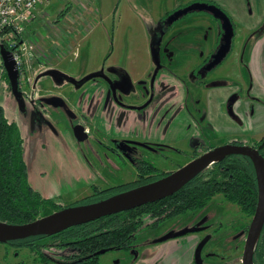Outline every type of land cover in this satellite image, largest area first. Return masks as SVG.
I'll return each instance as SVG.
<instances>
[{
	"label": "flooded vegetation",
	"instance_id": "af4514ba",
	"mask_svg": "<svg viewBox=\"0 0 264 264\" xmlns=\"http://www.w3.org/2000/svg\"><path fill=\"white\" fill-rule=\"evenodd\" d=\"M209 7H215L224 13L233 28L230 51L218 65L213 67L210 66L213 62V56L220 50V47L222 45L225 46V44L223 43V26L220 20L215 18L213 11L210 10ZM212 23L217 26L214 40L211 43L213 46L208 43V32L211 29ZM158 28L160 31L159 37L151 44V47H153V54H156L157 61L154 59L152 60L153 68L149 73L144 71V67L141 63L139 64L138 61H134L136 63L131 64L129 60L105 59L89 71L82 70L79 74L65 73V71L59 68V65L66 60H2L1 51H6L14 57V51L18 46L16 44L13 45L14 47L12 48L10 44H7L2 40L0 41V97L3 98L2 103H0V110L6 124L11 127L10 132L14 135V138L17 137L20 140L21 157L25 165L23 172L26 185L34 193H37L41 199L49 201L54 205L56 210L50 214L68 207L96 203L109 197L155 182L179 170L189 162L194 161L215 148L224 145L250 147L257 150L259 155L264 159V146L260 148L264 142V134L257 137H247L243 139H219L214 136L211 137L210 129L208 128L204 114L202 113L205 108V93H207V89L205 88L212 86L213 83H210V80L217 77L219 72H224L226 70V63L228 60H234L232 57L229 58V55L232 53L236 43L235 37L237 30H235V21L230 14L214 0H189L183 4L168 9V11L161 15L158 20ZM181 31L185 33V37H190L191 40L198 44L197 47L199 49L197 55L189 54L191 52H187L185 56L177 57V60H174V54L170 52L169 47L177 43L178 40L174 39V35ZM187 31H191L192 33H187ZM169 37L171 38L168 40ZM187 40L188 39L185 38V40H179L178 42L181 41L184 43ZM163 43L166 45L168 44V46L161 48ZM161 60H166L167 62L164 64ZM11 62L16 65L18 71L16 91L13 90L11 77L7 69V64L10 65ZM195 62L197 63L192 65ZM165 66L168 67L169 70L173 69V67L178 71L181 69H187L186 71H183L184 79L181 81L186 87L189 96V93H191V96L190 98L188 97V99L192 100L191 102H193V106H195L194 109L196 110L198 108L195 114H193V117L197 123L199 134L194 138L184 137V140H180L181 144L179 146L146 143L137 133L135 136L133 135V138H130L128 130L132 126L125 121L122 113L124 110H129L134 112L136 116L138 114L139 116L135 118L134 124L137 122L138 124H141V119H144V114L142 112L154 103L155 96H158L160 92H164L169 99L174 96L171 93V87L174 86V84L172 85L171 83L172 76H169V72L163 71ZM78 67L82 68L83 64L78 65ZM66 77L72 78L75 81H82L86 78H90L78 88L74 83L69 82ZM44 79H47L48 81L42 82ZM90 82L94 83V88L84 89ZM195 88L200 91V93L194 94ZM111 105L115 106V111H112V113L110 111L108 114H105V119L111 115L110 119L114 120V122L109 124L108 132H105L103 129L104 125H101L102 121L100 117L97 118L96 112L94 116L96 119L93 121H91L86 114L84 115L85 112L92 108L108 107L109 110V106ZM116 109L120 111L117 113ZM105 111L107 110L105 109ZM78 126L84 128L83 132H81ZM134 128L135 126L132 127L133 130ZM83 134H85L83 141H79L78 138L83 136ZM76 135H78V138ZM44 138L45 142L41 145L42 149L51 156H60V158L66 156L72 158L80 157L81 160L84 158L86 162L90 160L86 167L89 172L88 175L91 176L92 179H89V182L76 180L75 183L68 184L69 188L76 192L86 189L83 193L84 195L78 197L71 204H60L59 202H56L55 198H50L42 193L40 194V192L35 190L30 184L29 167L26 166L24 157L30 153V150L33 149V146L37 141ZM219 141H221V143H219ZM147 144L162 146L156 147L154 151H157L159 157H162L165 161H171L169 155L165 152H174L175 156L186 161L182 164L177 163L173 166L174 168L170 170L161 169L147 158L148 154L145 148V145ZM232 158H238L240 161L250 166L252 177L248 175L247 178L249 180H254L255 183V187L253 188L255 202L253 206L248 204L251 203L248 201V196H251L248 190L244 192L246 196L244 203L229 201L222 192L217 191L209 199L203 200L198 207L191 205L192 207H187V209L181 213L174 212L177 205L176 200H166L176 195L189 183H211V185L218 190L224 189L228 182L227 176L229 178L232 177V175H228V160ZM102 159L107 162V166L104 169L102 168ZM108 160L110 161L109 163ZM61 161H63V159H61ZM125 168L133 171V177L129 178L128 181L121 184H109L104 186L95 183V180H98V178L95 177L100 173H103L104 171L119 173V171H123ZM61 172L62 171L59 170V173ZM66 172L67 174L72 175V172L67 170ZM62 173L65 174L64 172ZM15 175L16 180L18 173L16 172ZM248 179L245 178L246 181H248ZM12 186L16 187L17 185ZM185 186L173 195L162 200L117 214H126L141 207L164 201L156 212H150L148 216L156 218L155 221L148 224V226L155 229L159 227L160 224L176 219L187 212H194L206 207L216 198L217 201L214 203L218 212L212 219V223L216 225L213 227V224L207 225V223H205L201 228L195 227L194 229L184 230L188 232L180 236H173L182 237L190 233L199 234L207 230H211L214 235H218L221 230H225L224 226L227 225V218L222 212H220V209L226 208L228 204H233L234 207L236 206V208L240 210V214L244 218V210L248 208L251 210V214L248 217L250 219L248 223H242V219L233 221H236V223L239 224L238 230L240 232L239 234L235 232L236 239L239 240L241 231L244 235L243 246L241 247L239 254L240 258L237 256L236 259H231V262H229L230 260L227 261L225 259L227 258V242H220L216 245H214V243L209 249H206V251H204L205 248L203 249V247H199L196 249V252H194L195 257L193 258V264H204L202 261V255L205 256V259L207 257L208 262L206 264H242L246 239L258 200L257 179L250 159L240 155L228 156L221 162L214 163L206 168ZM193 203L194 202L191 204ZM149 208L151 209L148 211H152V207ZM143 209L148 208H142L140 211ZM163 213H165V215L162 216ZM170 214L173 215L169 216ZM142 215L145 214L142 213ZM158 215H161V217H158ZM45 216L39 215L33 221ZM134 220L137 223L139 222V225L129 234L130 236L128 239L120 241L119 246L109 245L97 249L92 253L85 251L87 249H85L81 243L79 245H77V243H72L77 241H72L70 243L67 241L66 237L62 235L64 231L79 226L71 227L49 236H35L23 240H14L4 243L0 242V264H52L49 254L52 247H60L58 249L61 252L60 255L64 263H67V258L70 259L73 264H84L85 260H89L90 262V260L94 258L97 264H101L99 260L100 257L111 251L125 252L131 257V259H136L139 254L136 250V245L133 246L132 242L135 241L136 231L141 227L142 218L139 216V219L135 217ZM263 232L264 223L253 252V264H257L256 249ZM224 236L226 235L224 234ZM224 236L222 235L220 240L223 239ZM165 239L166 238L163 240ZM214 255H216L217 258H215L214 261H211L209 258Z\"/></svg>",
	"mask_w": 264,
	"mask_h": 264
},
{
	"label": "rangeland",
	"instance_id": "374dc122",
	"mask_svg": "<svg viewBox=\"0 0 264 264\" xmlns=\"http://www.w3.org/2000/svg\"><path fill=\"white\" fill-rule=\"evenodd\" d=\"M187 1L189 0H49L36 8L35 18L26 27L24 34L21 37L16 36L12 40L18 44H25L23 47L25 53L21 55L20 60H66L59 65V68L65 73L79 74L82 70L89 71L105 59L129 60L131 64L138 61L139 64L141 63L144 66L145 72L149 73L153 68L152 60L154 59L151 44L160 34L158 28L160 16L168 9ZM259 2L264 12V0H259ZM233 4L243 11L247 9V0H234ZM249 4L250 9L255 12L256 9L253 8L252 3L249 2ZM221 7L226 11L224 6ZM211 8L209 7L213 14L217 17L220 16V20L223 22L222 16ZM215 25L212 23L208 32V43L211 46H213L211 43L216 34L217 26ZM236 25L237 23H235ZM235 30H237V27ZM230 32L231 30L228 31L223 28L224 44L227 43L226 40L229 39L227 36L230 35ZM187 33L192 32L187 31ZM238 33L236 32L235 37L238 40L237 46L233 48L232 55H229V58H236V60L241 56V46L243 40L246 39L243 33L239 31ZM178 34L174 35V39L183 41L187 38L188 40L184 42L186 44L177 41L169 47L170 52L174 54V60H177V57L185 56L187 52L197 55L198 44L190 37H185L183 31L178 32ZM26 45L31 46V48L25 49ZM165 46H168V44L163 43L161 48ZM236 60H229L227 67L231 68V64L234 67L235 63L233 62H236ZM161 62L165 64L167 61L161 60ZM80 64H83L82 68L78 67ZM186 70L181 69L179 71ZM46 81L48 80L44 79L42 82ZM93 84V82H90L84 89L94 88ZM2 101L3 98L0 97V103ZM191 101V99H188V107L195 113L198 108L195 110V106ZM44 142L45 138L37 141L30 153L24 157L26 166L29 167L30 184L40 194L55 198L56 202L60 204H71L78 197L84 195L86 189L76 192L71 190L68 184L72 183L71 179L74 177L88 182L89 179H92L88 175L89 172L86 167L90 160L86 162L84 158L81 160L80 157L61 156L62 158H60V156H51L42 149L41 145ZM156 147L162 146L145 145L147 158L161 169L170 170L177 163L182 164L186 161L175 156L174 152H165L171 160L165 161L162 157H159L157 151H154ZM101 161L104 169L107 162L104 159ZM65 169L72 172V175L67 174ZM59 170L65 174L59 173ZM132 177L133 171L128 168L119 171V173L104 171L95 177L98 178L95 183L102 186L116 185L126 182ZM215 201H217L216 198L206 207L194 212H187L176 219L160 224L155 229L148 226L150 222L156 219L148 217L150 212L154 211H148L151 208L143 209L138 212L142 218V224L140 229L136 231L135 241L132 242L133 246L136 245L139 256L136 259H131L125 252L111 251L100 257L101 264H193L196 249L203 247L206 251L214 243L216 245L220 242H227V258H225L227 261L230 260L229 262H231V259H236L237 256L240 258L239 254L243 246L244 235L241 231V238L236 239L235 232L238 234L240 232L238 230L239 224L233 221L242 219V223H248L250 220L248 217L251 214V210L248 208L244 210V218L241 216L240 210L236 206L234 207L233 204H228L226 208L220 209V212L227 218V225L224 226L225 230H221L218 235H214L211 230H207L199 234L190 233L182 237H173L184 230L194 229L195 227L201 228L205 223L207 225L213 224L214 227L216 224L212 223V219L218 212ZM142 213L145 215H142ZM158 217H161V215H158ZM222 235L224 238L220 240ZM164 238L166 239L163 240ZM58 248L52 247L50 249L51 263L73 264L68 258L66 259L67 263L63 262ZM215 258H217L216 255L209 259L214 261ZM202 261L206 264L208 262L207 257L205 259V256L202 255Z\"/></svg>",
	"mask_w": 264,
	"mask_h": 264
},
{
	"label": "crops",
	"instance_id": "0c3cea01",
	"mask_svg": "<svg viewBox=\"0 0 264 264\" xmlns=\"http://www.w3.org/2000/svg\"><path fill=\"white\" fill-rule=\"evenodd\" d=\"M214 1L226 8L237 23V33H243L246 39L243 40L239 60L234 59V67L231 64L229 68L226 63V70L219 72L217 77L210 80L213 85L205 88L207 93L202 112L205 122L211 137L243 139L261 136L264 134V12L260 7L261 3L259 0H247V9L243 11L236 8L234 0ZM249 2L256 9L255 12L250 9ZM237 41L236 39L234 48ZM163 71L172 76L171 83L174 86L171 87V93L174 96L169 99L164 92L155 96L154 103L142 112L144 119H141V124H134L138 114L136 116L129 110L122 113L125 121L130 126H135L134 130L132 127L128 130L130 138L137 133L146 143L179 146L184 137L198 136L199 129L193 117L195 113L188 108L187 101L191 93L189 96L181 81L184 79L183 72L175 70L174 67L171 70L166 67ZM195 93L200 91L195 88ZM110 111H115V106H109V110L108 107L92 108L84 115L93 121L96 119V112L97 118L100 117L102 121L101 125H104L103 129L108 132L109 124L114 122L110 119L111 115L105 119V114ZM118 111L120 110L116 109L117 113ZM76 180L82 181L74 177L71 179L72 184Z\"/></svg>",
	"mask_w": 264,
	"mask_h": 264
},
{
	"label": "trees",
	"instance_id": "16d2710c",
	"mask_svg": "<svg viewBox=\"0 0 264 264\" xmlns=\"http://www.w3.org/2000/svg\"><path fill=\"white\" fill-rule=\"evenodd\" d=\"M10 131L11 127L6 124L0 110V221L8 224H23L33 221L39 215L50 214L56 208L51 202L41 199L37 193H34L26 185L23 172L25 165L21 157L20 140L17 137L14 138ZM228 162V175H232V177L227 176L228 182L224 189L218 190L211 183H189L176 195L166 200H176L177 205L174 212L181 213L191 205L198 207L203 200L209 199L217 191L222 192L229 201L244 203L246 198L244 192L248 190L251 194V196H248V201L251 203L248 204L253 206L255 202L253 191L255 183L254 180L247 178L248 175L252 177L250 166L238 158H232ZM16 172L18 176L15 180ZM12 185L17 186L13 187ZM162 202L147 205L126 214H117L71 228L64 231L62 235L70 243L72 241H77L72 242L73 244L77 243V245L81 243L87 249L84 250L90 253L109 245L119 246L120 241L128 239L129 234L139 225V222L137 223L134 220L135 217L139 219L140 213L138 211L142 208L152 207V211L156 212ZM192 202L194 203L191 204ZM256 253L257 264H264V232L258 242ZM84 264L97 263L93 258L90 262L85 260Z\"/></svg>",
	"mask_w": 264,
	"mask_h": 264
},
{
	"label": "water",
	"instance_id": "95a60500",
	"mask_svg": "<svg viewBox=\"0 0 264 264\" xmlns=\"http://www.w3.org/2000/svg\"><path fill=\"white\" fill-rule=\"evenodd\" d=\"M212 8L222 16L223 22H221L220 16L217 17V15L213 14L215 18L220 20L223 28H226L228 31L231 30V32L230 35L227 36L229 39L226 40L227 43H225V46L222 45L220 50L213 56V62L210 64L211 67L218 65L222 59L225 58L227 53L230 51L231 40L233 37L232 26L229 19L219 9L215 7ZM153 56L154 60L157 61L156 54H153ZM1 57L2 60H14L13 57L6 51H1ZM7 69L11 77L13 90L16 91L18 77L16 65L11 62L10 65L7 64ZM89 78L82 81H75L72 78L66 77L69 82L74 83L78 88L87 82ZM78 128H80L81 132H83V127L78 126ZM76 136L78 138V135ZM84 137L85 134L78 138V140L83 141ZM263 146L264 142L260 148ZM231 155H240L249 158L253 164L256 174L258 200L248 231L242 258V264H253V252L264 223V159L259 155L257 150L250 147L233 145H224L215 148L162 179L96 203L68 207L36 221L22 225H11L0 222V242L4 243L14 240H23L35 236L53 235L71 227L80 226L106 216L157 202L173 195L206 168L214 163L221 162L224 158ZM187 232L188 231L180 232L175 236H180Z\"/></svg>",
	"mask_w": 264,
	"mask_h": 264
},
{
	"label": "built area",
	"instance_id": "2783aa9c",
	"mask_svg": "<svg viewBox=\"0 0 264 264\" xmlns=\"http://www.w3.org/2000/svg\"><path fill=\"white\" fill-rule=\"evenodd\" d=\"M49 0H0V41L13 45L17 44L14 51V60H20L24 43H16L12 38L21 37L26 27L35 18L36 8ZM31 46L26 45L25 49Z\"/></svg>",
	"mask_w": 264,
	"mask_h": 264
}]
</instances>
